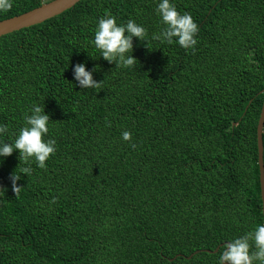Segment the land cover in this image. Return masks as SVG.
I'll list each match as a JSON object with an SVG mask.
<instances>
[{
  "label": "trees",
  "instance_id": "obj_1",
  "mask_svg": "<svg viewBox=\"0 0 264 264\" xmlns=\"http://www.w3.org/2000/svg\"><path fill=\"white\" fill-rule=\"evenodd\" d=\"M50 1L11 0L0 21ZM170 2L197 24L191 49L151 39L156 0H81L0 37V140L39 104L56 141L44 168L15 151L0 162V264H216L227 240L263 224L264 0ZM105 13L146 29L134 67L91 44ZM81 62L96 89L75 86Z\"/></svg>",
  "mask_w": 264,
  "mask_h": 264
},
{
  "label": "clouds",
  "instance_id": "obj_2",
  "mask_svg": "<svg viewBox=\"0 0 264 264\" xmlns=\"http://www.w3.org/2000/svg\"><path fill=\"white\" fill-rule=\"evenodd\" d=\"M12 6L11 0H0V12L7 11ZM155 13L162 25L158 33H153L151 39L163 44H176L182 49H191L196 40L197 24L187 13L177 12L170 0H156ZM146 29L129 19L124 24H117L115 18L108 13L98 19L91 44L108 64L115 68H131L137 63L133 57V39L145 42ZM97 68L86 70L84 62L72 67V77L75 86L81 90L96 89L101 82L93 79ZM73 85V84H72ZM74 86V85H73ZM49 115L39 104H33L23 117L22 126L14 134L11 142L0 140V162L15 151L19 162L44 168L45 162L54 154L56 141L46 138L49 132ZM7 128L0 125V136L7 133ZM121 139L128 141L130 133L123 131ZM17 167L10 173L9 180L13 193L18 191L17 181L22 175L32 172L30 166ZM254 249V250H250ZM216 264H264V224H257L252 231L242 236L227 240L221 248Z\"/></svg>",
  "mask_w": 264,
  "mask_h": 264
},
{
  "label": "water",
  "instance_id": "obj_3",
  "mask_svg": "<svg viewBox=\"0 0 264 264\" xmlns=\"http://www.w3.org/2000/svg\"><path fill=\"white\" fill-rule=\"evenodd\" d=\"M81 0H52L43 3L23 14L0 21V37L20 31L34 25L41 24L48 19L62 14L63 12L74 7ZM263 127H264V102L262 104L259 120L257 124V146H258V165L260 173V189L262 199V212L264 217V160H263ZM264 224V221H263ZM217 248L214 253H217Z\"/></svg>",
  "mask_w": 264,
  "mask_h": 264
}]
</instances>
